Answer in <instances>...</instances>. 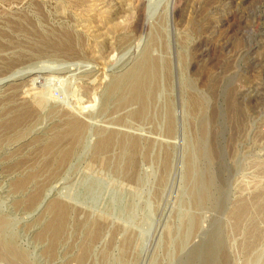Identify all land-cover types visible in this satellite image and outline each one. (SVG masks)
Returning a JSON list of instances; mask_svg holds the SVG:
<instances>
[{"label":"rangeland","instance_id":"obj_1","mask_svg":"<svg viewBox=\"0 0 264 264\" xmlns=\"http://www.w3.org/2000/svg\"><path fill=\"white\" fill-rule=\"evenodd\" d=\"M142 1L0 0V264H264V0Z\"/></svg>","mask_w":264,"mask_h":264},{"label":"bare ground","instance_id":"obj_2","mask_svg":"<svg viewBox=\"0 0 264 264\" xmlns=\"http://www.w3.org/2000/svg\"><path fill=\"white\" fill-rule=\"evenodd\" d=\"M162 1H164V0H143L141 3L143 4V6H146L147 7V9H148V12H149V14H148V18H150V17H153L156 13H155V11H156V8H157V6L160 4V3H162ZM138 4V3H137ZM163 4V3H162ZM142 6V5H141ZM152 6H155V9L153 10L151 7ZM173 6H174V0H165V6H164V9H165V13L168 15L169 14V16L170 17H172V15H173ZM158 10V9H157ZM163 11V10H162ZM146 14V15H147ZM145 18V17H144ZM147 18V20H149ZM145 22V21H144ZM146 23V22H145ZM143 24V23H142ZM144 25V24H143ZM146 25V24H145ZM67 67V66H66ZM45 69H46V67H44ZM53 68V67H52ZM38 69V68H37ZM51 70V69H50ZM39 71H41V70H28V71H22L21 73H15L14 75H12V76H9V78L8 77H6L7 79H2V80H0V84L2 83H5V82H7V81H10V80H12V79H14V78H17V77H20V78H22V77H28V81L30 82V81H32V80H36V78H39L40 76H39ZM43 71V70H42ZM45 71H47V70H45ZM10 77H13V78H10ZM50 77V79H52V80H54L56 83H59V86H61V85H63V83L66 81V79H64V77L65 76H58V75H55V76H49ZM61 89L62 88H60V89H57V90H59L58 92H57V94L56 95H52L50 98H57L58 96H59V94L61 93ZM125 93H123V95H124ZM122 95V94H121ZM142 95H143V93H141L139 90H138V88L136 87L134 90H130L129 92H127L126 94H125V97L123 98L124 99V101L123 102H126V103H133V102H136V101H141V98H142ZM122 99V100H123ZM143 113H144V107H142L141 108V110H139V112H138V115L139 116H142L143 115ZM147 116V115H146ZM71 128L73 129V130H78V128H79V125H78V123L76 122H72V124H71ZM82 132V131H81ZM83 134V133H82ZM82 137V136H81ZM98 139V138H97ZM96 139V140H97ZM88 141V140H87ZM87 141H85V142H87ZM95 141V140H94ZM101 142V141H100ZM91 143V142H90ZM97 143V142H96ZM107 145V144H106ZM105 145V146H106ZM86 146V145H85ZM89 146H91V145H89ZM94 146V145H93ZM93 146H91V147H93ZM103 146H104V144H103ZM90 148V147H89ZM94 148V147H93ZM106 148V147H105ZM89 150H92V149H89ZM85 151H86V149H85ZM100 154V153H99ZM203 157V156H202ZM177 178V177H176ZM176 184V183H175ZM55 188V187H54ZM53 189V188H52ZM52 189H50L48 192H47V194H46V196H45V198L47 197V196H49V195H51V190ZM48 198V197H47ZM167 199V198H166ZM42 205V204H41ZM204 217H205V215H204ZM214 219H216V218H214ZM204 220V219H203ZM202 220V221H203ZM218 220V219H217ZM206 223V222H205ZM211 226V225H210ZM202 228V227H201ZM200 232V231H199Z\"/></svg>","mask_w":264,"mask_h":264}]
</instances>
